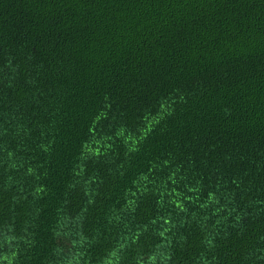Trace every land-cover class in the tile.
<instances>
[{
	"label": "trees",
	"instance_id": "trees-1",
	"mask_svg": "<svg viewBox=\"0 0 264 264\" xmlns=\"http://www.w3.org/2000/svg\"><path fill=\"white\" fill-rule=\"evenodd\" d=\"M0 264H264V0H0Z\"/></svg>",
	"mask_w": 264,
	"mask_h": 264
}]
</instances>
